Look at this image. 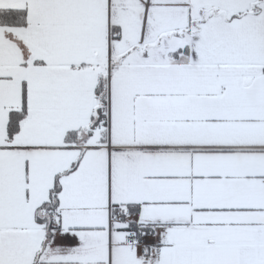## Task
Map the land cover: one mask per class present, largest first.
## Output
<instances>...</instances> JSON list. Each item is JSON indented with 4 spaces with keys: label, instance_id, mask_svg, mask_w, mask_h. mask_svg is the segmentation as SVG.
Wrapping results in <instances>:
<instances>
[{
    "label": "snow or ice",
    "instance_id": "6c2138e0",
    "mask_svg": "<svg viewBox=\"0 0 264 264\" xmlns=\"http://www.w3.org/2000/svg\"><path fill=\"white\" fill-rule=\"evenodd\" d=\"M0 264H264V0H0Z\"/></svg>",
    "mask_w": 264,
    "mask_h": 264
}]
</instances>
